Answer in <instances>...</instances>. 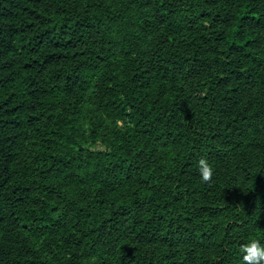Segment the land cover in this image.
I'll list each match as a JSON object with an SVG mask.
<instances>
[{
    "label": "trees",
    "instance_id": "1",
    "mask_svg": "<svg viewBox=\"0 0 264 264\" xmlns=\"http://www.w3.org/2000/svg\"><path fill=\"white\" fill-rule=\"evenodd\" d=\"M251 239L264 0H0V264H243Z\"/></svg>",
    "mask_w": 264,
    "mask_h": 264
},
{
    "label": "clouds",
    "instance_id": "2",
    "mask_svg": "<svg viewBox=\"0 0 264 264\" xmlns=\"http://www.w3.org/2000/svg\"><path fill=\"white\" fill-rule=\"evenodd\" d=\"M199 173L203 182H210L213 177V167L206 158H201L198 162ZM243 264H264V244L257 239L240 246Z\"/></svg>",
    "mask_w": 264,
    "mask_h": 264
}]
</instances>
